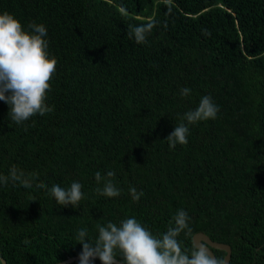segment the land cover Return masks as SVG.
Here are the masks:
<instances>
[{
  "label": "trees",
  "instance_id": "1",
  "mask_svg": "<svg viewBox=\"0 0 264 264\" xmlns=\"http://www.w3.org/2000/svg\"><path fill=\"white\" fill-rule=\"evenodd\" d=\"M4 12L26 31L43 24L57 61L52 112L17 125L0 101V175L13 165L37 174L31 188L0 185L6 264L77 256L78 230L95 238L109 221L134 217L161 235L180 209L192 236L230 245L228 264H264V0H0ZM149 19L147 43H135L128 25ZM205 95L216 118L190 125L187 144L170 149L166 137ZM97 171L115 172L119 196L96 193ZM73 182L84 194L77 208L48 194ZM192 236L180 234L182 247Z\"/></svg>",
  "mask_w": 264,
  "mask_h": 264
},
{
  "label": "clouds",
  "instance_id": "2",
  "mask_svg": "<svg viewBox=\"0 0 264 264\" xmlns=\"http://www.w3.org/2000/svg\"><path fill=\"white\" fill-rule=\"evenodd\" d=\"M170 12L171 9L169 8ZM157 21L149 19L140 25H128L127 35L137 44L147 43V35L151 33ZM25 30L13 15L4 12L0 14V101L9 107L8 116L17 125L29 120L35 115L44 116L53 111V107L46 104L47 93L50 91L57 61L49 57L46 27L43 24L30 22ZM190 89H180L181 97L190 95ZM219 107L208 95L203 96L198 106L180 117L181 122L166 137L169 148L174 149L177 144L186 145L189 126L197 122L215 119ZM114 171H108L102 176L95 173V181L102 187L95 189L98 195L114 198L120 195L113 183ZM37 178L36 173L25 174L13 165L7 176L0 175V185L9 182L15 186L18 182L24 188H31ZM37 188H47L44 183H37ZM79 182L71 183L63 188L53 185L48 194L63 207L79 206L84 198ZM133 201H138L143 195L135 187L129 188ZM189 215L180 209L169 221L167 230L161 235H154L134 217L122 219L119 224L111 221L105 225H97L98 235L89 238L86 228L78 230L77 243L80 244L79 264H92L99 259L100 264H226L225 258L215 256L206 240L196 241L192 237L191 249L182 247L178 237L181 233L192 236L189 226Z\"/></svg>",
  "mask_w": 264,
  "mask_h": 264
},
{
  "label": "water",
  "instance_id": "3",
  "mask_svg": "<svg viewBox=\"0 0 264 264\" xmlns=\"http://www.w3.org/2000/svg\"><path fill=\"white\" fill-rule=\"evenodd\" d=\"M192 237H194L197 242H199L202 239L206 240L208 242V244H209V247H210V250H211L212 253H213V251H212L211 248H219V249L224 250L225 251L224 258H225L226 264L229 263L230 255H231V247H230V245H228L226 243L214 241V240H212L209 236H207L203 232H197ZM78 256L79 255L73 256V257H69L66 260H63V261H60V262L54 263V264H65V263L71 262V261H73L75 259H78ZM0 260H1L2 264H6L5 260L2 257H0ZM117 264H120L119 260H117Z\"/></svg>",
  "mask_w": 264,
  "mask_h": 264
}]
</instances>
